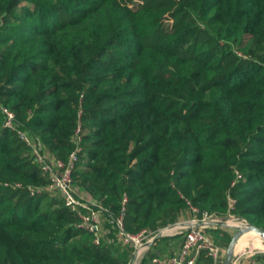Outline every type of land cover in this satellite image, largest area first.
<instances>
[{"label": "trees", "instance_id": "obj_1", "mask_svg": "<svg viewBox=\"0 0 264 264\" xmlns=\"http://www.w3.org/2000/svg\"><path fill=\"white\" fill-rule=\"evenodd\" d=\"M2 108L53 157L79 149L75 186L113 233L125 196L138 232L176 220L182 194L264 229V0H0V264H127L46 190Z\"/></svg>", "mask_w": 264, "mask_h": 264}, {"label": "built area", "instance_id": "obj_2", "mask_svg": "<svg viewBox=\"0 0 264 264\" xmlns=\"http://www.w3.org/2000/svg\"><path fill=\"white\" fill-rule=\"evenodd\" d=\"M5 114V126L16 130L19 138L31 146L33 160L38 164L43 173L48 176L49 183L46 190L52 193H60L65 206L77 212L80 218V226L95 235V243L99 244L103 239L104 225L106 222L107 209L100 204H91L80 194L73 180V170L78 160V150L70 155L68 162L55 158L43 150L40 141L29 135L16 124V115L8 108H2ZM76 138L81 140L80 127L77 130ZM241 174L237 171V180ZM40 191L41 188L33 189ZM187 201V207L182 212L178 221L171 226L151 230L143 228L138 232H130L126 229L124 218L127 213L128 197L123 198V206L119 216L111 222L116 225V234L123 247L132 249L133 260L141 258L144 253L156 245V241L162 237H180V245L172 247L166 255L159 254L153 258L154 264H223L227 249L217 243L208 229H214L220 225V217L207 210H203L193 204L183 194ZM230 209H234L236 200L229 198ZM231 219L230 226L235 230L246 228L248 224L235 218L232 212L228 213ZM229 223V222H228ZM264 250L245 251L240 257L233 258L232 264H241V260L250 255H263ZM264 264V263H263Z\"/></svg>", "mask_w": 264, "mask_h": 264}, {"label": "rangeland", "instance_id": "obj_3", "mask_svg": "<svg viewBox=\"0 0 264 264\" xmlns=\"http://www.w3.org/2000/svg\"><path fill=\"white\" fill-rule=\"evenodd\" d=\"M85 198L89 200V202H91V204H100L99 202H97L95 199H93L90 195H85ZM186 208H184V210L182 212L185 211ZM181 212V214H182ZM181 214L179 215V217L181 216ZM217 215V214H216ZM232 215L235 218H239L241 221L243 220V222H245L246 224L251 225L254 224L252 223V221L247 218V217H241L239 215H237L236 213H232ZM220 217V228L217 227L215 230L219 229V230H225L227 229L229 232L232 233V237L234 235V233L236 232V230L234 228H232L230 226L231 223V219L229 218V214L227 215H217ZM179 217L171 222H167V223H161L158 226L151 228L152 230H157L159 228L162 227H166V226H171L172 224L176 223L179 219ZM229 222V223H228ZM255 225V224H254ZM257 226V225H256ZM259 227V226H258ZM214 230V229H213ZM103 240L105 242H108L109 244H113L116 248L119 247V251H126L128 254V261L127 264H154L153 263V255L152 253H155L156 251H160V248L162 247L161 244H157L155 245L152 249L148 250L146 253H144V255L137 259V260H133L132 257V249H128L122 246V244L120 243L117 234L112 231H110L108 229V226H105L104 228V232H103ZM260 236V235H259ZM232 237L230 238V241L228 242V244H226V242L224 240H222V244L227 246L226 249L228 248ZM261 237V236H260ZM256 250H264V239L261 237H247L245 236V238H243L238 246V249L236 250V245H235V255H237V257H240V255L245 252V251H256ZM264 254V253H263ZM234 255V256H235ZM264 255H262L261 257H256V255H250L249 257H247L246 259L241 260V264H262L264 263ZM256 257V258H255Z\"/></svg>", "mask_w": 264, "mask_h": 264}, {"label": "water", "instance_id": "obj_4", "mask_svg": "<svg viewBox=\"0 0 264 264\" xmlns=\"http://www.w3.org/2000/svg\"><path fill=\"white\" fill-rule=\"evenodd\" d=\"M248 229L255 230L264 239V229L254 225V224H251L246 228L237 229L236 232L234 233L233 237H232V240H231L228 248H227L226 256H225L223 264H232L233 263V258L235 255V245L237 244V241L239 240L240 236Z\"/></svg>", "mask_w": 264, "mask_h": 264}, {"label": "bare ground", "instance_id": "obj_5", "mask_svg": "<svg viewBox=\"0 0 264 264\" xmlns=\"http://www.w3.org/2000/svg\"><path fill=\"white\" fill-rule=\"evenodd\" d=\"M255 236V237H259V238H261L260 236H259V234L255 231V230H253V229H248V230H246L241 236H240V238H239V240L237 241V244H236V250L238 249V246H239V244H240V242H241V240L243 239V238H245V236Z\"/></svg>", "mask_w": 264, "mask_h": 264}, {"label": "crops", "instance_id": "obj_6", "mask_svg": "<svg viewBox=\"0 0 264 264\" xmlns=\"http://www.w3.org/2000/svg\"><path fill=\"white\" fill-rule=\"evenodd\" d=\"M249 237H255V236H250V235H249ZM259 256L261 257L262 255H259ZM262 264H263V263H262Z\"/></svg>", "mask_w": 264, "mask_h": 264}]
</instances>
